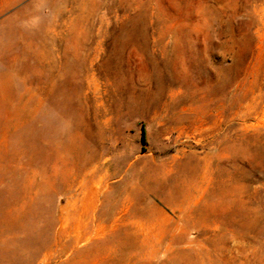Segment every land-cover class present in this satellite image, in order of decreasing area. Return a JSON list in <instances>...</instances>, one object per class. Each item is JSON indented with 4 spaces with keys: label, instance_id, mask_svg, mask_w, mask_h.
Here are the masks:
<instances>
[{
    "label": "rangeland",
    "instance_id": "rangeland-1",
    "mask_svg": "<svg viewBox=\"0 0 264 264\" xmlns=\"http://www.w3.org/2000/svg\"><path fill=\"white\" fill-rule=\"evenodd\" d=\"M0 264H264V0H0Z\"/></svg>",
    "mask_w": 264,
    "mask_h": 264
},
{
    "label": "bare ground",
    "instance_id": "bare-ground-1",
    "mask_svg": "<svg viewBox=\"0 0 264 264\" xmlns=\"http://www.w3.org/2000/svg\"><path fill=\"white\" fill-rule=\"evenodd\" d=\"M124 168H125L124 164H120L119 167L115 168V169L109 168L111 170L112 175L118 177V179H117L116 183L114 184V186L111 187V190L103 197V201L101 202V212H100L101 220L105 219V221L107 220V222L110 221L111 222L110 228H112L114 226V224L116 225V223H118V222L119 223L123 222L126 218V213H127V211L125 210L124 202L121 204L123 209L121 208L122 210L120 212H116L115 209H117L119 204L116 201V197H118V196L115 195V193H117L119 190H123V192L121 193V194H123V193L127 192L128 189H131L132 192H130V193L137 194V197L140 196L139 195L140 187L138 184L133 186V188L126 187L129 183V181H131V179L128 177L129 169H124ZM95 179H96V176H93L90 179V183L94 182ZM156 186L161 187L162 184H156ZM134 191H135V193H134ZM118 195H120V194H118ZM138 199L140 200V198H138ZM124 200H125V203L131 202L127 197L126 198L124 197ZM139 200H137V201H139ZM132 205L134 206V204H132ZM178 218H179V216H178Z\"/></svg>",
    "mask_w": 264,
    "mask_h": 264
},
{
    "label": "trees",
    "instance_id": "trees-1",
    "mask_svg": "<svg viewBox=\"0 0 264 264\" xmlns=\"http://www.w3.org/2000/svg\"><path fill=\"white\" fill-rule=\"evenodd\" d=\"M141 142L142 144L145 143V131L143 127L141 128Z\"/></svg>",
    "mask_w": 264,
    "mask_h": 264
}]
</instances>
